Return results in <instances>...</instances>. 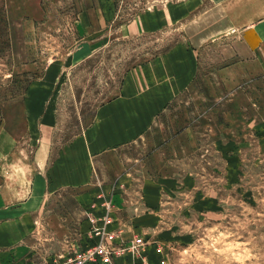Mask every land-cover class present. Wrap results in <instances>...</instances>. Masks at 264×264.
I'll use <instances>...</instances> for the list:
<instances>
[{"label": "rangeland", "instance_id": "obj_1", "mask_svg": "<svg viewBox=\"0 0 264 264\" xmlns=\"http://www.w3.org/2000/svg\"><path fill=\"white\" fill-rule=\"evenodd\" d=\"M33 1L0 0V140L18 141L25 155L42 140L41 128L57 152L116 96L131 68L193 41L186 29L193 0H113V18L93 15L89 25L78 17L99 0ZM145 18L162 26L129 32ZM225 45L204 46L196 80L146 138L147 153L162 149L170 161L159 174L176 177L152 223L121 239L128 229L107 228L110 198L104 226L94 221L84 243V216L67 195L18 253L0 248V264H264V78L222 72ZM30 93L44 99L27 100Z\"/></svg>", "mask_w": 264, "mask_h": 264}, {"label": "crops", "instance_id": "obj_2", "mask_svg": "<svg viewBox=\"0 0 264 264\" xmlns=\"http://www.w3.org/2000/svg\"><path fill=\"white\" fill-rule=\"evenodd\" d=\"M76 1L91 4V0ZM189 5L187 9L193 15L187 19L186 29L193 41L176 43L131 68L116 96L102 103L91 123L57 152L49 132L42 128L43 138L30 155L16 151L18 141L0 140L2 250L18 253L41 228H46L47 214L60 207V199L67 195L73 197L84 216L81 242L84 239L86 243L94 221L97 227L104 226V204L110 198L115 206L108 231L124 227L128 232L120 237L130 239L135 231L155 220L163 198L174 191L176 177L158 171L170 161L165 162L162 149L147 153L150 143L146 138L157 119L196 80L204 46L226 41L222 72L264 78V0H193ZM89 7L79 15L80 24L89 25L93 15L101 19L114 16L113 0H99L96 9ZM133 25L129 32L162 26L154 18ZM196 37L203 39L195 41ZM43 99L38 93H30L27 98ZM29 106L30 111H37L32 103ZM140 148L143 153L135 155Z\"/></svg>", "mask_w": 264, "mask_h": 264}]
</instances>
